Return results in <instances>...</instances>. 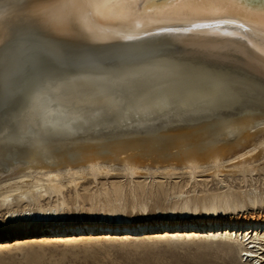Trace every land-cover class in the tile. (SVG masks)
<instances>
[{"label":"bare ground","instance_id":"6f19581e","mask_svg":"<svg viewBox=\"0 0 264 264\" xmlns=\"http://www.w3.org/2000/svg\"><path fill=\"white\" fill-rule=\"evenodd\" d=\"M263 161L264 0H0V208L40 241L225 239L264 264Z\"/></svg>","mask_w":264,"mask_h":264},{"label":"rangeland","instance_id":"374dc122","mask_svg":"<svg viewBox=\"0 0 264 264\" xmlns=\"http://www.w3.org/2000/svg\"><path fill=\"white\" fill-rule=\"evenodd\" d=\"M13 121H9L6 125L9 128L8 133L6 129L5 134H2V139H5V135L9 133L8 138H10L13 127L18 128ZM106 126L115 129L119 125L111 122ZM17 128L14 131L18 132H15L16 135L12 134V138L18 135L20 129ZM105 130L107 132L108 129ZM3 166L0 164V168ZM262 166H264V161L259 164V167ZM258 175L260 176L258 184L261 187L263 183L261 177L264 174L259 172ZM113 178L123 179L118 175ZM211 184L212 182L208 185ZM148 204L150 214L154 216L157 210L153 202L149 201ZM165 204L159 205L163 207ZM3 212V208H0V241L21 239L23 242L19 245L0 248V264H242L245 259L242 260L234 244L225 239L215 241L199 237L183 239L160 237L101 241L95 239L62 242L45 239L40 241L41 225L39 223L28 220L20 222L10 220L4 217ZM253 215L261 216V212L253 213ZM138 216L137 213L133 214L135 219H139ZM80 218L87 220L91 219V216L86 214L81 216L80 212L73 209L68 214L67 221H78Z\"/></svg>","mask_w":264,"mask_h":264},{"label":"water","instance_id":"95a60500","mask_svg":"<svg viewBox=\"0 0 264 264\" xmlns=\"http://www.w3.org/2000/svg\"><path fill=\"white\" fill-rule=\"evenodd\" d=\"M251 1H252V2H257V1H258V2H259V1H261V0H251Z\"/></svg>","mask_w":264,"mask_h":264}]
</instances>
